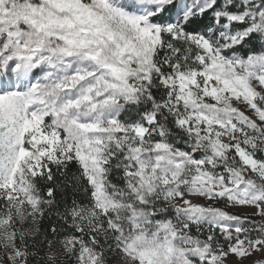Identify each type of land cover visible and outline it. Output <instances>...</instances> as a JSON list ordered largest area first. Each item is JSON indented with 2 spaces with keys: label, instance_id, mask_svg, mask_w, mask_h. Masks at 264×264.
I'll use <instances>...</instances> for the list:
<instances>
[{
  "label": "snow or ice",
  "instance_id": "6c2138e0",
  "mask_svg": "<svg viewBox=\"0 0 264 264\" xmlns=\"http://www.w3.org/2000/svg\"><path fill=\"white\" fill-rule=\"evenodd\" d=\"M0 264H264V0H0Z\"/></svg>",
  "mask_w": 264,
  "mask_h": 264
}]
</instances>
